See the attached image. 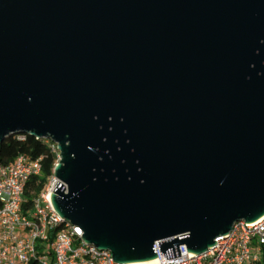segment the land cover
Returning <instances> with one entry per match:
<instances>
[{
    "label": "water",
    "instance_id": "obj_1",
    "mask_svg": "<svg viewBox=\"0 0 264 264\" xmlns=\"http://www.w3.org/2000/svg\"><path fill=\"white\" fill-rule=\"evenodd\" d=\"M25 134L115 263L205 253L264 216V0H0V143Z\"/></svg>",
    "mask_w": 264,
    "mask_h": 264
},
{
    "label": "built area",
    "instance_id": "obj_2",
    "mask_svg": "<svg viewBox=\"0 0 264 264\" xmlns=\"http://www.w3.org/2000/svg\"><path fill=\"white\" fill-rule=\"evenodd\" d=\"M45 141L58 161L57 145ZM40 177V161L26 156L0 165V264H119L109 251L85 242L82 230L56 213L50 199L58 183L54 168L37 193L30 191V206L22 208L28 182L36 178L38 185ZM153 248L156 257L147 264H264V216L250 224L236 222L201 255L179 246V257L166 259L157 243Z\"/></svg>",
    "mask_w": 264,
    "mask_h": 264
},
{
    "label": "trees",
    "instance_id": "obj_3",
    "mask_svg": "<svg viewBox=\"0 0 264 264\" xmlns=\"http://www.w3.org/2000/svg\"><path fill=\"white\" fill-rule=\"evenodd\" d=\"M7 148V151L5 149ZM26 156L31 160H39L41 164V177L38 185L36 178L28 182V188L25 192L26 202L22 208L27 209L30 206V191L35 190L37 193L43 182L51 176L52 170L57 162V156L49 149L44 139H37L31 135H14L6 138L0 143V165L10 164L17 156Z\"/></svg>",
    "mask_w": 264,
    "mask_h": 264
},
{
    "label": "bare ground",
    "instance_id": "obj_4",
    "mask_svg": "<svg viewBox=\"0 0 264 264\" xmlns=\"http://www.w3.org/2000/svg\"><path fill=\"white\" fill-rule=\"evenodd\" d=\"M153 260H151V261H145V262H135V263H132V264H147V263H150V262L152 263Z\"/></svg>",
    "mask_w": 264,
    "mask_h": 264
},
{
    "label": "rangeland",
    "instance_id": "obj_5",
    "mask_svg": "<svg viewBox=\"0 0 264 264\" xmlns=\"http://www.w3.org/2000/svg\"><path fill=\"white\" fill-rule=\"evenodd\" d=\"M5 151H7V148L5 149Z\"/></svg>",
    "mask_w": 264,
    "mask_h": 264
}]
</instances>
